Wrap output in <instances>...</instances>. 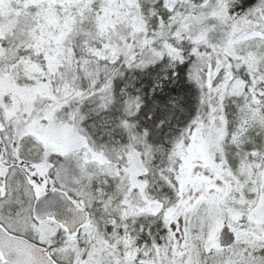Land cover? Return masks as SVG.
<instances>
[{"label":"snow or ice","instance_id":"1","mask_svg":"<svg viewBox=\"0 0 264 264\" xmlns=\"http://www.w3.org/2000/svg\"><path fill=\"white\" fill-rule=\"evenodd\" d=\"M0 264H264V0H0Z\"/></svg>","mask_w":264,"mask_h":264}]
</instances>
